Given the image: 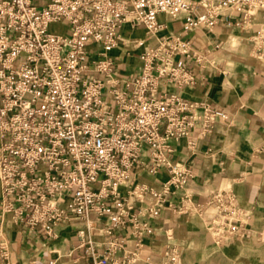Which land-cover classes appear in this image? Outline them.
<instances>
[{
  "label": "built area",
  "instance_id": "2783aa9c",
  "mask_svg": "<svg viewBox=\"0 0 264 264\" xmlns=\"http://www.w3.org/2000/svg\"><path fill=\"white\" fill-rule=\"evenodd\" d=\"M126 25L168 31L138 40L132 73L113 55L129 48ZM221 25L251 31L252 55L264 60V0H0V264H15V228L43 244L72 229L91 264H137L167 209L205 217L220 246L244 235L232 187L172 199L194 177L176 145L228 116L180 92L204 79L209 60L193 36ZM166 256L179 264L181 250Z\"/></svg>",
  "mask_w": 264,
  "mask_h": 264
},
{
  "label": "crops",
  "instance_id": "0c3cea01",
  "mask_svg": "<svg viewBox=\"0 0 264 264\" xmlns=\"http://www.w3.org/2000/svg\"><path fill=\"white\" fill-rule=\"evenodd\" d=\"M180 26L173 22L169 30L177 31ZM227 28L203 29L193 36L198 47L210 51L209 60L204 79L180 92L192 99L208 100L228 116L220 117L211 133L201 135L196 129L176 145V159L191 167L194 177L186 189L173 193L172 199L181 203L188 192L195 201H205L217 189L230 186L247 212V230L220 246L208 231L205 217L167 209L156 222L155 236L146 240L143 259L137 264H166L169 246L180 248L179 264H264V60L252 55L251 31L238 26L240 36L244 33L248 37L231 46L230 39L225 40L231 33ZM130 31L124 27V37ZM128 52L129 48L113 52L123 71L129 62L125 58ZM135 70L136 62L132 72ZM140 180L160 185L148 175ZM11 236L15 264H31L34 257L56 258L58 264H91L72 229L63 230L60 238L47 244L26 239L16 228ZM94 238L100 241L102 236Z\"/></svg>",
  "mask_w": 264,
  "mask_h": 264
},
{
  "label": "rangeland",
  "instance_id": "374dc122",
  "mask_svg": "<svg viewBox=\"0 0 264 264\" xmlns=\"http://www.w3.org/2000/svg\"><path fill=\"white\" fill-rule=\"evenodd\" d=\"M125 27H129V26L126 25ZM227 29L231 33H230L229 37L228 36L225 37V40L228 41V39H230L229 42H230L231 46L238 45L240 43V41H246L248 35L243 33L240 36V34H239L240 30H239L238 26H235V25L228 26ZM167 32L168 31H165V32L157 31V33L149 36L147 30L144 29L143 27H140V28L136 29L135 31L132 29L129 32V34L125 36V39H124L125 44L131 49L130 52H128L126 54V57H125V58L129 59V62H128L126 68H124L125 71L127 73H132V71L135 69V62L137 61L138 52H140L142 50L138 44L139 39L146 40V45L152 44L156 41L158 36L161 35V33L163 34V33H167ZM224 34L225 33H222V36H224Z\"/></svg>",
  "mask_w": 264,
  "mask_h": 264
},
{
  "label": "bare ground",
  "instance_id": "6f19581e",
  "mask_svg": "<svg viewBox=\"0 0 264 264\" xmlns=\"http://www.w3.org/2000/svg\"><path fill=\"white\" fill-rule=\"evenodd\" d=\"M160 31H163V32H165V31H166V28H165V29H161Z\"/></svg>",
  "mask_w": 264,
  "mask_h": 264
}]
</instances>
